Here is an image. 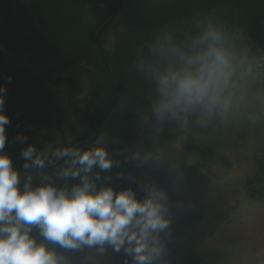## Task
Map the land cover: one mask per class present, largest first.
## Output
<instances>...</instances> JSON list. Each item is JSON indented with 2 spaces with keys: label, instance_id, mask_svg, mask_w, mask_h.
<instances>
[{
  "label": "trees",
  "instance_id": "obj_1",
  "mask_svg": "<svg viewBox=\"0 0 264 264\" xmlns=\"http://www.w3.org/2000/svg\"><path fill=\"white\" fill-rule=\"evenodd\" d=\"M208 23L223 24L241 44L264 55V0H0V84L7 88L4 110L10 118L5 151L13 163L18 160L13 166L23 164L18 134L43 152L68 142L90 147L103 137L116 163L111 179L98 183L131 186L140 198L145 181L167 192V259L168 243L178 239L181 228L200 220L203 207L182 184L197 166L179 163L172 169L164 146L182 137L183 151L202 161L213 159L214 151L198 139L199 127L154 119L153 85L140 61L157 34L182 38ZM140 131L146 136L144 148L162 155L159 165L134 161L126 152ZM56 170L48 166L28 174L34 181L50 175L59 182ZM245 191L264 198V148ZM66 255L73 264H88L85 250ZM174 256L180 264H205L198 253L181 246ZM116 261L131 264L123 252L116 253Z\"/></svg>",
  "mask_w": 264,
  "mask_h": 264
},
{
  "label": "clouds",
  "instance_id": "obj_2",
  "mask_svg": "<svg viewBox=\"0 0 264 264\" xmlns=\"http://www.w3.org/2000/svg\"><path fill=\"white\" fill-rule=\"evenodd\" d=\"M140 64L153 85L150 108L158 123L206 129L216 122L261 121L264 55L241 44L223 24L208 23L182 38L157 34ZM6 93L0 84V264H73L66 252L103 255L109 248L130 257L131 264H169L167 192L145 181L140 198L131 186L98 183L111 179L116 163L103 137L90 147L68 142L43 152L18 134L23 164L14 167L5 151ZM130 156L145 164L162 162L159 152L145 148H134ZM48 166H56L59 182L50 175L34 181L28 174Z\"/></svg>",
  "mask_w": 264,
  "mask_h": 264
},
{
  "label": "rangeland",
  "instance_id": "obj_3",
  "mask_svg": "<svg viewBox=\"0 0 264 264\" xmlns=\"http://www.w3.org/2000/svg\"><path fill=\"white\" fill-rule=\"evenodd\" d=\"M199 130V140L214 151L209 161L186 154L182 137L164 146L172 169L179 163L197 166L195 175L182 184L185 194L203 205L200 220L181 228L178 239L168 243L167 260L180 264L174 251L181 246L184 251L198 253L205 264H264V198H251L245 191V180L264 148V114L255 125L216 122ZM145 137L140 131L126 152L144 148ZM84 259L88 264H117L116 253L110 248L103 255L85 249Z\"/></svg>",
  "mask_w": 264,
  "mask_h": 264
},
{
  "label": "bare ground",
  "instance_id": "obj_4",
  "mask_svg": "<svg viewBox=\"0 0 264 264\" xmlns=\"http://www.w3.org/2000/svg\"><path fill=\"white\" fill-rule=\"evenodd\" d=\"M108 44V43H107ZM112 47V46H111ZM6 50V49H5ZM12 55V54H11ZM39 73V72H38ZM181 139H183V138H181ZM199 139V138H198ZM197 139V140H198ZM225 154V153H224ZM198 169V168H197ZM140 182V181H139ZM196 193V192H195ZM198 194V193H197ZM185 196V195H184ZM203 206V205H202ZM252 213V212H251ZM185 253V252H184ZM172 259V258H171ZM206 262V261H205Z\"/></svg>",
  "mask_w": 264,
  "mask_h": 264
},
{
  "label": "water",
  "instance_id": "obj_5",
  "mask_svg": "<svg viewBox=\"0 0 264 264\" xmlns=\"http://www.w3.org/2000/svg\"><path fill=\"white\" fill-rule=\"evenodd\" d=\"M17 161H18V160H17ZM17 161H15V162H17ZM15 162H14V163H15ZM14 163H13V164H14Z\"/></svg>",
  "mask_w": 264,
  "mask_h": 264
}]
</instances>
